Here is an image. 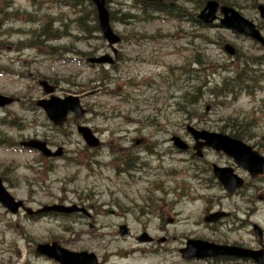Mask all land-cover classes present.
<instances>
[{
    "label": "rangeland",
    "instance_id": "1",
    "mask_svg": "<svg viewBox=\"0 0 264 264\" xmlns=\"http://www.w3.org/2000/svg\"><path fill=\"white\" fill-rule=\"evenodd\" d=\"M228 1L264 36V21L255 10L264 0ZM36 2L0 0V94L18 100L0 107V176L11 195L26 206L84 204L89 215L53 212L32 219L0 207V264H58L34 252L36 244L46 241L92 251L102 264H254L187 260L179 249L188 238L258 247L251 228L239 220L264 228V183L254 181L242 193L227 196L212 179L196 181V174L208 176L194 170L188 155L167 151L173 149L168 141L173 134L192 142L185 132L191 124L236 134L264 155V82L253 92L246 89L223 97H199L197 90L202 84L199 73L220 83L228 74L224 67L247 54L264 55V50L223 27L202 28L194 18L163 16L111 20L113 30L122 36L113 54L99 30L93 31L91 15L82 11L90 7L87 2L74 8L52 0ZM177 2L198 11L194 0ZM130 4L114 1L107 7L119 16L133 9ZM79 15L85 30L76 24ZM48 16L65 34L58 33L55 41L45 39L52 49L41 50H49L48 54L23 46L29 44L27 32L39 29ZM225 43L233 45L238 55L231 59L222 48ZM105 53L116 58L113 66L84 61ZM99 75L106 78L99 81ZM43 78L55 85L54 95H77L87 113L77 122L70 119L54 127L36 105L48 97L38 84ZM77 124L92 128L105 145L86 147ZM30 138L46 140L52 149L61 146L64 153L50 159L17 145ZM153 140L161 141L158 149L163 153L153 155L143 147L152 148ZM224 161L220 157L215 162ZM119 163L136 168L120 171L115 168ZM165 168L175 171L167 173ZM215 210L231 215L220 225L204 223L203 216ZM121 224L128 227L124 236L119 234ZM142 231L153 241H139Z\"/></svg>",
    "mask_w": 264,
    "mask_h": 264
},
{
    "label": "water",
    "instance_id": "2",
    "mask_svg": "<svg viewBox=\"0 0 264 264\" xmlns=\"http://www.w3.org/2000/svg\"><path fill=\"white\" fill-rule=\"evenodd\" d=\"M89 1H91L96 7L99 27L101 29L103 37L107 40L108 44L112 46L114 43H117L119 41V36L113 32L110 26L108 10L105 6L107 0ZM257 9L259 11L260 17L264 19V6L260 4L257 6ZM217 12L222 14V18H220L221 25L258 41L264 47V38L261 36L259 30L251 21L242 17L232 7L226 5H219L216 0H208L199 12L198 18L205 23L211 24L216 19ZM224 49L228 54L234 53V48L230 44L224 45ZM90 61L105 63L111 62L112 59L109 55H102L100 57L91 58ZM39 84L42 86V90L44 93H52L54 91L55 87L49 84L46 80L39 81ZM13 101V97L0 94V106H5L7 104L12 103ZM37 105H39L45 110L48 118L55 125H62L69 111L73 112L75 117H80L85 112V110L80 106L79 98L75 95H68L64 98L50 95L48 99L38 100ZM187 130L192 134L195 140H204L203 142H200L195 145L197 149H200L201 145H208L215 149L222 150L227 155L232 157L239 166L245 168L251 176H255L258 173L264 172V158L258 155L255 151L251 149L250 146L244 144L242 141L232 138L223 133L209 132L206 130H196L189 125L187 127ZM77 131L81 134L82 138L87 143V145H98V139L92 134L89 127L84 125H78ZM171 140L173 141V144L177 147H186V144L178 136H172ZM23 144L28 147L40 150L42 154L46 156H56L61 154L60 148L55 152H51L44 141H40L37 139H31L27 142H24ZM214 173L229 193L233 192L235 188L240 187L243 183L242 179L233 174L231 169L218 168L215 166ZM0 204L12 213H16L19 207L23 206V202L21 200H16L4 188L1 178ZM24 210L28 214L32 213L31 209L29 208L24 207ZM49 210H56L66 213L76 210L82 212L85 211L84 209H79L74 205L64 206L55 204L51 206H45L37 210L36 213ZM221 215H223V213L212 214L205 217L204 220L215 221ZM126 231L127 228L125 225H121L119 227V232L121 234H125ZM254 232L258 235L259 243L261 244L262 233L259 227H257V225H254ZM139 240L149 241L150 237H148L145 233H142L139 236ZM36 252L38 254L55 259L60 264H100L97 262L96 256L93 253H89L86 251H70L56 242L40 243L36 246ZM180 252L181 256L184 258H204L215 257L220 255H229L236 257H249L258 264H264V249L251 250L240 246L215 244L199 239H188L186 242V247L180 249Z\"/></svg>",
    "mask_w": 264,
    "mask_h": 264
},
{
    "label": "trees",
    "instance_id": "3",
    "mask_svg": "<svg viewBox=\"0 0 264 264\" xmlns=\"http://www.w3.org/2000/svg\"><path fill=\"white\" fill-rule=\"evenodd\" d=\"M30 1L33 3H38L36 2L38 0H30ZM52 1L56 3H65L68 6H72V8L77 7V5L81 2V0H52ZM204 1L205 0H201L200 2H197V0H194V3L195 5L196 4L201 5V3H204ZM167 2H168L167 4L164 3L155 4L153 2L148 3L141 1L140 3H137L133 1L130 2L131 3L130 5L133 9L130 10L128 8L127 11L122 12L121 14H119V16L116 13L109 12L110 20L117 19L122 22H128L131 19H134L136 21H144L156 17L157 13L165 14L168 16L170 15L177 16L183 13V10L179 7L177 0H168ZM223 2H225L228 5L234 4V2H230L228 0ZM88 5L90 7L89 8L86 7V9L83 8L82 11L91 15V20L93 21L92 29L93 31L95 30L98 31L99 28L97 24L95 9L91 4ZM15 12L16 11H14V13ZM76 21L78 28H80L81 30L86 29L80 15L76 18ZM199 25L203 26L200 22ZM65 26L66 25L62 23V27L65 28ZM58 33H60L63 36L65 34V29L61 28L60 26H53L51 23V19L48 16L46 18V22H44V24L41 25L39 29H33L27 32L26 37L30 39L28 40L29 44H25L23 46L38 47L40 49L39 51H44V53L48 54L49 50L48 51L41 50L42 49L41 47L52 49L50 46H47V44H49L48 43L49 41L48 42H44V41L45 39L50 41H55L56 39H58L57 36ZM201 61L199 59H196L195 63H201ZM235 64L233 66V69L231 67L225 68V70L231 69L230 75H226L225 77H223V79L220 81L218 86L215 83L210 82V80H208L210 78H208L207 76L203 77L202 84L197 88L198 93L201 92L203 95H209L210 97H212L213 95L223 97V96L235 94L238 91H242V90L246 91V89L253 92L255 87H257L259 81L264 77V67L262 66L264 65V55H260V56L245 55L238 58ZM105 78L106 77L104 75L97 76V79L99 81ZM179 103L181 104V102ZM193 103L191 105H193ZM232 135L235 137H239L236 134H232Z\"/></svg>",
    "mask_w": 264,
    "mask_h": 264
},
{
    "label": "flooded vegetation",
    "instance_id": "4",
    "mask_svg": "<svg viewBox=\"0 0 264 264\" xmlns=\"http://www.w3.org/2000/svg\"><path fill=\"white\" fill-rule=\"evenodd\" d=\"M193 149L191 147H188L186 149V155H188L189 157H193ZM202 156L199 157V163L200 165L198 166V171H201V172H207V173H210L211 172V169H212V165L214 163H217L215 161H219V158H220V155H222L220 152L218 151H215V150H212L210 148H205V149H202ZM210 155L213 156L212 160H210L211 158L209 157ZM191 159V158H190ZM218 164V163H217ZM222 166H227V167H232V162L229 161L228 159H225V161L223 162V164H220ZM233 169H235L234 167H232ZM245 180V178H244ZM249 221V220H248ZM249 225H251V222L249 221L248 222ZM263 232H264V228H263Z\"/></svg>",
    "mask_w": 264,
    "mask_h": 264
}]
</instances>
